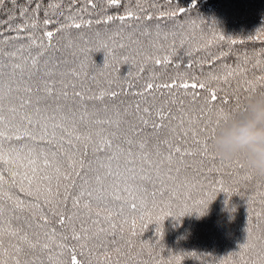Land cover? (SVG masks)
<instances>
[{
    "label": "snow or ice",
    "instance_id": "6c2138e0",
    "mask_svg": "<svg viewBox=\"0 0 264 264\" xmlns=\"http://www.w3.org/2000/svg\"><path fill=\"white\" fill-rule=\"evenodd\" d=\"M173 3L105 0L103 7L96 0H66V6L65 0H0L4 12L0 16V264H145L139 256L151 255L153 246L162 243L167 217L179 220L193 211L203 214L220 191L229 199L233 194L246 196L247 239L240 246V260L264 264V178L239 160L218 159L209 144L214 126L227 115L224 106L237 104L240 91L264 89V27L246 37L247 42L261 45L251 51L234 52L231 46L246 41L221 32L205 39L202 27L204 43L194 45L188 38L177 46L181 30L197 26L195 19L182 16L190 15L197 0L187 8L166 10ZM112 9L123 12L108 14ZM92 16L97 17V26L120 24L112 38L114 47L101 43L95 49L81 48L83 59L73 54L74 66L64 70L67 61L56 55L53 37L72 28L90 30ZM153 19L174 21L176 30L170 33L161 34L160 24L156 25V40L166 41L171 35L172 44L149 39L150 51L135 74V58L123 54L118 63L129 64L128 73L121 76L118 67L103 87L96 69L109 67V56L116 60L117 50L126 48L115 39L140 21ZM204 23L201 18L200 24ZM50 26L55 30H48ZM132 35L131 42L138 43ZM140 35L153 34L145 29ZM213 47L218 54L210 51ZM101 49L105 61L97 67L92 53ZM229 58L235 63H221L225 69L221 75L210 70L203 78L193 73L189 80L182 72L177 73L182 79L155 82L159 76L151 71L148 80L139 83L149 64L177 69H192L195 64L203 73L206 65L211 69ZM243 64L262 74L245 79L229 93V80L247 77L250 71ZM96 88L99 92L93 91ZM177 89L192 104L202 100L203 107L195 115L187 114L181 100L179 116L167 106L177 103L174 99L143 109L139 99L123 109L117 103L95 108V102H115L121 93L147 101L155 100L153 92L164 95L166 90L172 95ZM153 224L155 239H142ZM186 255L196 253H173L158 264H182ZM218 264L235 261L230 257Z\"/></svg>",
    "mask_w": 264,
    "mask_h": 264
},
{
    "label": "trees",
    "instance_id": "16d2710c",
    "mask_svg": "<svg viewBox=\"0 0 264 264\" xmlns=\"http://www.w3.org/2000/svg\"><path fill=\"white\" fill-rule=\"evenodd\" d=\"M22 2V0H21ZM48 2V0H46ZM52 3H59L60 0H51ZM97 4L106 7L105 0H96ZM143 2V0H141ZM163 3L164 0H161ZM192 0H174L171 5H166V10L175 9L176 7H190ZM66 6V0H65ZM145 7L147 5L145 4ZM99 10V9H98ZM51 9L49 12L51 13ZM123 9H112L108 14L122 13ZM4 12L0 11V16H3ZM184 19H195L197 26L193 28H186L181 30L182 34L177 35L175 40L177 46L181 39H190V42L194 45L204 43L201 40V27L203 28V35L205 39L211 36L212 32H221L226 37L235 39H244V44H237L231 46L234 52H243L245 49L251 51L253 47L259 49L261 45L258 43L253 45L247 42L246 37L250 34L254 35L256 29L264 27V0H197L195 8L191 10L190 15L188 13L182 14ZM89 17L85 16V19ZM94 21L92 28L80 29L75 28L69 29L65 32L59 33L53 37L52 43L56 46L58 51L56 55L61 60H66V64H62V68L67 70L73 67V54L83 59L80 53V49L84 47L97 48L101 43H107L109 48L114 47L113 37L115 33L119 31L120 24L112 23L109 25L101 24L97 26L95 24L96 16L91 17ZM203 18L205 23L200 24V20ZM43 16H41V20ZM211 21H215L216 24H212ZM61 23H66L61 21ZM127 23H136L129 21ZM160 24L161 34L174 31V21H140L139 26L134 29H125L119 37L115 39V44L124 42L126 48L121 52L119 49L116 53V60H113L111 56L107 63L110 65L107 68L96 69L97 79L101 82L103 87H106V81L113 79L116 74V69L120 67V75L124 76L128 73L130 65L125 63L121 66L118 63L119 58L123 54H128L130 57H134L136 64L132 68V72L135 74L138 72L141 64L144 63L143 56L145 53L150 51L148 46V40L152 39L157 43H164L166 46L172 44V36L169 35L168 40H156V25ZM58 26V25H57ZM56 26H50L48 30H55ZM145 29L152 32V37H144L140 35ZM99 33V35H97ZM132 35V40H138V43H132L129 36ZM87 40V44L84 40ZM225 49L229 47L227 43L224 45ZM211 52L218 54V49L213 47L210 49ZM201 57L205 56V53H200ZM92 58L97 67H102L105 61V52L103 49L92 53ZM195 59V57H194ZM221 63L234 64L235 61L229 58L224 62H217L211 69L206 65L203 73L200 72L197 65H193L192 69L180 68L177 69L173 65L154 67L149 64L148 70L140 77L139 83L142 85L149 78V72L154 71L158 76L159 80L155 82H170L171 79H182L177 76V73L187 72V78L190 80L193 73L203 78L211 70L217 75H221L225 72V69L221 67ZM243 67L249 68L247 77L236 76L229 80L232 85L231 88L226 90L229 93L234 92L238 87L244 84L245 79H253L255 76L260 75L258 70L251 71V65L243 64ZM119 90V88L113 89ZM95 92H99V88L93 89ZM192 90L189 89V93ZM240 99L245 94L243 91L237 93ZM155 100H145L144 97H134L131 95L125 96L123 93L117 98L115 102H109L107 100L101 102H95V108H102L104 103H117L120 108L123 109L130 105H134L137 99L140 101L141 109L151 104H163L165 101L176 100L175 104H168V107L172 108L173 114L176 116L180 115L178 109L180 108V101L183 100L184 109L187 114L195 115L200 107H203V101L197 100L195 104H192L190 98L184 95L183 90H173L172 95H168L165 90L164 95H160L158 92H153ZM202 96L206 93H202ZM223 95V93H221ZM123 103H120V102ZM235 104L224 106L225 111L231 109ZM90 105V110L92 109ZM220 105H217L219 108ZM131 111L132 109L129 108ZM216 119V113H213V120ZM175 124V121L172 122ZM219 163V161H217ZM227 182V178H226ZM226 199L228 202L226 203ZM247 198L237 194H233L230 199L227 198V194L223 191L217 193L215 199L208 203L207 208L203 214H198L193 211L190 214H185L180 217L179 220L169 216L164 221V235L162 243L159 247L153 246L155 251L151 255L143 254L139 256V259L145 261V264H158L159 261H168L172 258L173 253L179 255L181 253H196V255H186L183 257L182 264H213V261H218L225 258H232L235 264H242L240 260V246L247 239V225H248V211H247ZM191 203V202H189ZM259 210V209H257ZM140 214L137 213V222L139 223ZM120 218H117L119 222ZM127 227V226H126ZM259 234L258 232L256 233ZM144 240L155 239V225H149L148 229L141 236ZM139 248V244L137 245ZM148 250H146L147 253ZM236 254L233 256V254ZM247 259V256H244ZM174 264V261H173Z\"/></svg>",
    "mask_w": 264,
    "mask_h": 264
},
{
    "label": "clouds",
    "instance_id": "9594fccd",
    "mask_svg": "<svg viewBox=\"0 0 264 264\" xmlns=\"http://www.w3.org/2000/svg\"><path fill=\"white\" fill-rule=\"evenodd\" d=\"M209 144L218 159L239 160L264 178V89L247 92L214 126Z\"/></svg>",
    "mask_w": 264,
    "mask_h": 264
},
{
    "label": "rangeland",
    "instance_id": "374dc122",
    "mask_svg": "<svg viewBox=\"0 0 264 264\" xmlns=\"http://www.w3.org/2000/svg\"><path fill=\"white\" fill-rule=\"evenodd\" d=\"M189 19V18H188ZM66 22V21H65Z\"/></svg>",
    "mask_w": 264,
    "mask_h": 264
}]
</instances>
